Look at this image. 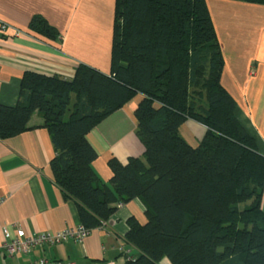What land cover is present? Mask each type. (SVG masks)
Returning a JSON list of instances; mask_svg holds the SVG:
<instances>
[{"label":"trees","instance_id":"1","mask_svg":"<svg viewBox=\"0 0 264 264\" xmlns=\"http://www.w3.org/2000/svg\"><path fill=\"white\" fill-rule=\"evenodd\" d=\"M263 4L264 0H239ZM54 39L41 17L29 27ZM223 58L206 0H116L110 73L79 64L72 79L21 78L16 105L0 104V139L43 116L54 149L53 180L92 230L119 203L140 201L147 222L128 221L138 255L126 264H264V156L235 117L223 88ZM140 94L134 115L141 157L108 163L107 185L92 168L86 135ZM186 119L206 127L197 146L179 134Z\"/></svg>","mask_w":264,"mask_h":264},{"label":"crops","instance_id":"2","mask_svg":"<svg viewBox=\"0 0 264 264\" xmlns=\"http://www.w3.org/2000/svg\"><path fill=\"white\" fill-rule=\"evenodd\" d=\"M206 3L223 58L221 85L236 103V119L264 156V5L239 0ZM115 4L116 0H0V104L16 105L21 78L28 71L70 80L76 67L85 64L109 74ZM34 17L44 19L58 36L51 39L32 31ZM141 98L133 96L86 135L97 154L92 168L107 185L111 159L125 164L143 154L134 115ZM43 122L36 110L27 130L0 139V241L4 227L13 238L16 228L28 236L80 224L75 202L66 199L53 180L54 149ZM205 132L206 127L193 119L179 128L192 147ZM261 207L264 211V188ZM130 219L140 225L147 222L137 199L119 203L82 242L69 240L19 256L1 251L0 264H29L41 257L75 264H126L137 256L126 239Z\"/></svg>","mask_w":264,"mask_h":264},{"label":"built area","instance_id":"3","mask_svg":"<svg viewBox=\"0 0 264 264\" xmlns=\"http://www.w3.org/2000/svg\"><path fill=\"white\" fill-rule=\"evenodd\" d=\"M5 30V26H2ZM102 224V223H101ZM90 230L86 229L81 223L71 229L59 231H42L32 235L23 236L22 230L16 228L15 236L10 237L6 227L3 228V240L0 241V252L4 251L9 256H19L30 254L35 248L44 246H54L65 241L82 242ZM29 264H75L74 262H62L50 260L45 257L38 258Z\"/></svg>","mask_w":264,"mask_h":264},{"label":"rangeland","instance_id":"4","mask_svg":"<svg viewBox=\"0 0 264 264\" xmlns=\"http://www.w3.org/2000/svg\"><path fill=\"white\" fill-rule=\"evenodd\" d=\"M138 255V253H136ZM159 264H171L170 261L166 258V257H163Z\"/></svg>","mask_w":264,"mask_h":264}]
</instances>
